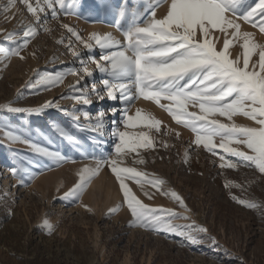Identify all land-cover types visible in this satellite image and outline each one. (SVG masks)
Listing matches in <instances>:
<instances>
[{"label": "rangeland", "instance_id": "374dc122", "mask_svg": "<svg viewBox=\"0 0 264 264\" xmlns=\"http://www.w3.org/2000/svg\"><path fill=\"white\" fill-rule=\"evenodd\" d=\"M29 2L36 7V0ZM257 2L247 0L248 5ZM64 3V8L59 4L54 6L56 15L53 16L52 9L41 0L44 11L37 13V22L36 15L28 11L23 0H17L7 13L4 8L9 0H0V48L5 50L0 53V106L35 109L49 101L58 104L59 108L44 109L42 117L45 118L40 117L39 121L44 125L50 120V115L45 114L47 111H65L67 117L61 120L60 132L67 128L74 133V125L82 124L85 130L79 134L82 138L89 137L84 141L102 144L103 155L98 159L115 156L117 140L112 132L117 128L132 135L147 134L153 146L139 148V154L130 153L119 166L135 168L146 173L148 179L163 181L160 191L149 184L142 189L131 179L125 183L150 208L176 213L175 217L165 218L178 228L190 231L199 242L192 244L175 234L135 226L120 182L108 166L90 180L79 200L72 197L67 202L65 190L58 192L40 187L45 176L58 171L56 162H49V166L39 163L40 167L24 182L17 174L22 169L15 166L12 154L19 160L23 151L25 159H32L29 147L36 141L33 135L25 134L20 121L28 120L33 124L34 120L32 114L12 113L7 107H0V121L12 116L7 127L20 126L19 136H23L25 145L24 150L10 146L12 153L0 145V264H264V173L217 149L226 160L238 165L237 168L220 167L219 155L214 156L203 145H196V134L177 124L154 101L139 97L131 104L129 113L134 116L139 110L142 116L150 118L148 123L152 126L127 129L121 123L126 105L119 100L108 104L110 98L102 83L108 77L99 71L93 58L101 64L106 62L100 60L101 49L90 37L111 34L123 43V30L131 23L132 12H139L136 20L143 25L154 7L156 18H163L171 0H124L123 4L121 0H64ZM120 8H125L128 15L118 28ZM237 22L242 32L253 33L254 42L264 46V33L241 20ZM64 25L75 29L85 42L92 43L93 49H86ZM29 29L35 32L25 37L23 33ZM211 39L217 51H221L224 35L217 32ZM242 43L234 42L228 50L229 58L239 57L241 63ZM25 44L27 47H23ZM17 51L23 59L14 54ZM257 61L258 55H253L250 68ZM85 67L93 73L91 77L84 73ZM46 75L60 76L62 80L52 85L40 82ZM78 86L87 91L77 94ZM97 92L104 99H100ZM77 96H86L91 104L96 103L92 106L78 103L73 98ZM167 103L161 101V104ZM114 107L117 108L115 115L111 112ZM91 113L97 121L90 131L88 117ZM100 113L104 114L102 118ZM76 116L78 120L74 119ZM215 118L225 123L234 121L242 126H256L254 121L239 115L232 121ZM157 121L159 131L155 126ZM1 136L0 132V139ZM214 143L218 144L219 139ZM233 147L248 151L241 146ZM139 160L143 163H138ZM140 179L143 183V178ZM99 180H103L106 188L114 189V199L109 200L103 193L95 198L88 196L91 184ZM145 191L152 193L153 198L149 199ZM173 192L184 202L183 206L170 195ZM233 196L260 208L242 206ZM46 220L53 226L51 232L44 226ZM199 228L207 231H196Z\"/></svg>", "mask_w": 264, "mask_h": 264}, {"label": "snow or ice", "instance_id": "6c2138e0", "mask_svg": "<svg viewBox=\"0 0 264 264\" xmlns=\"http://www.w3.org/2000/svg\"><path fill=\"white\" fill-rule=\"evenodd\" d=\"M16 3L17 0H9L4 12L7 13ZM23 3L30 13L36 15L39 22L37 13L44 11V7L40 6L41 0H36V7H33L29 0H23ZM121 3L123 4L124 0H121ZM57 4L61 8L65 7L64 0H44V5L52 9L53 16L56 15L54 6ZM126 15L128 13L125 8L118 10L116 22L118 28ZM137 16L139 12L131 13V23L123 30V43L111 34L90 37V40H94L101 49L100 60L106 62L101 64L93 58L99 71L108 77L102 81L107 97L126 105L121 119L123 127L127 129L141 125L152 126L148 123L150 118L142 116L139 110L134 116L129 114L134 100L143 97L164 108L177 124L190 128L196 134V145H203L214 156L219 155L222 161L220 167L237 168L238 165L226 160L225 155L219 154L217 149L264 173V46L254 42L253 33L242 32L241 24L237 22L241 20L264 33V0H258L254 5H248L247 0H171L167 14L163 18H156L155 7L143 25L137 22ZM64 27L76 36L86 49L89 51L93 49L92 43L82 40L75 29L68 25ZM34 32L35 29H29L24 31L23 35L27 37ZM217 32L224 35L221 51H217L216 44L211 39ZM8 39L11 40L12 37ZM237 41H243L242 63L239 57L229 58V47ZM23 47H27V44ZM4 52L5 50L0 48V53ZM14 54L20 56L19 51ZM253 55H258V61L250 68ZM20 58L23 59V56ZM83 71L89 77L93 75L87 67ZM61 80L60 76L46 75L40 82L52 85L60 83ZM93 90L95 91L94 85ZM96 94L100 99H104L99 92ZM73 98L78 103L91 104V100L86 96ZM162 100L168 103L161 104ZM0 107H7V111L12 113L39 114L47 108H59V105L49 101L42 108L35 109ZM190 108L198 111H189ZM111 112L115 115L117 108H112ZM103 115L99 114L101 118ZM238 115L254 121L256 126H242L234 121L225 123L215 118L224 117L232 121L233 117ZM74 119L78 120L79 117L76 116ZM155 126L159 131L158 121L155 122ZM6 135L10 140H19V137L11 132H7ZM112 135L117 140L114 144L115 156L94 159V167L85 166L81 170L79 183L65 193V196L79 200L90 180L103 167L108 166L120 182L124 200L136 221L135 226L175 234L192 244L198 243L197 237L190 231L178 228L165 218L175 217L176 213L150 208L138 199L125 183L131 179L140 184L142 189L145 184H149L160 191L163 181L148 179L146 173L135 168L119 166L122 159L130 153L139 154V148L152 147V140L145 133L132 135L119 128L114 130ZM216 138L219 139L218 144L214 143ZM233 145L241 146L248 151H242ZM31 147L44 156L63 159L60 154L42 147L36 145ZM138 163H143V160H139ZM12 171L15 173L16 170ZM140 178H143V183ZM144 194L149 199L153 198L152 193L145 191ZM170 195L183 206L184 202L175 192ZM233 200L250 209L260 208V205L235 196ZM44 226L49 232L53 229L47 220ZM196 231L205 233L207 230L199 228Z\"/></svg>", "mask_w": 264, "mask_h": 264}, {"label": "bare ground", "instance_id": "6f19581e", "mask_svg": "<svg viewBox=\"0 0 264 264\" xmlns=\"http://www.w3.org/2000/svg\"><path fill=\"white\" fill-rule=\"evenodd\" d=\"M11 49L9 48L8 51H11ZM83 86H78V88L76 87L78 90L75 92L77 94L86 92L87 90L83 88ZM80 89H82V91H80ZM116 102L117 101H113L112 99H110L108 101V104ZM95 103L96 102H92L91 106L95 105ZM45 114L50 115V120H48V122L46 121V124L43 125V122L39 121L40 117L41 119L45 118L42 117L43 113L40 112L39 114H32L31 118L34 120L33 124H31L28 120H21V127L24 129L25 134L33 135V138L36 141L34 145L42 147L48 151L58 153L63 159L57 160L44 156L35 152L33 147H29L30 152L32 153V159H25L22 156L23 151H20L21 157L19 160L15 158L16 154H12L14 156L15 166L19 168V170L22 169V172H17V174L20 175V178L25 182V180H29L34 174V171L40 167L38 165L39 163L43 164V166L45 164L49 166V162H56V165L58 163V171L56 173L50 174L47 177L45 176L46 179H42L44 181L41 182L40 187H43L45 189H54L58 192L62 190L69 192L79 183L81 170L85 166L94 167V159H98L99 156L103 155V149L101 148L102 144L101 146H99L96 141H90V143H86L84 139L86 140L87 136L82 138L81 134H79L80 131L85 130L82 124L74 125V131H76L74 133H71V131L68 132L67 128L62 129V132H60L59 126L62 124L61 120L67 117V113L65 111L57 112L55 110H52L47 111ZM7 117L4 120L2 119L0 121V132L2 135L0 139V145H2L5 149L8 148L9 153H12L14 151L9 149L12 145L17 146L18 149L20 148L24 150L25 145L22 143L23 136H19L20 126H12V128L7 127L8 120L12 116ZM88 121L90 122L89 130L91 131L95 128V123L97 121V118L94 116V113H91L89 115ZM7 132H11L13 135L18 136L19 140H10L6 135ZM99 193L105 194V196L109 200L115 198L114 189L111 186L109 188H106L103 180H99L98 182L92 183L91 189L89 190V195H87L90 198H95ZM71 199L72 197H67V199L64 200L68 202Z\"/></svg>", "mask_w": 264, "mask_h": 264}]
</instances>
